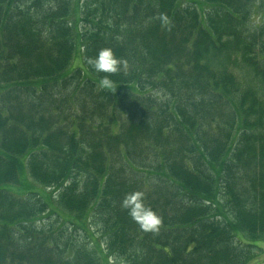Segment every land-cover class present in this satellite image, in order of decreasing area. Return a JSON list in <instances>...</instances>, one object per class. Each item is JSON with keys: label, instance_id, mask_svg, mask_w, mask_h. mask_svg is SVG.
I'll return each instance as SVG.
<instances>
[{"label": "trees", "instance_id": "trees-1", "mask_svg": "<svg viewBox=\"0 0 264 264\" xmlns=\"http://www.w3.org/2000/svg\"><path fill=\"white\" fill-rule=\"evenodd\" d=\"M103 47L128 62L113 92L85 62ZM263 244L264 0H0V264H249Z\"/></svg>", "mask_w": 264, "mask_h": 264}, {"label": "clouds", "instance_id": "clouds-1", "mask_svg": "<svg viewBox=\"0 0 264 264\" xmlns=\"http://www.w3.org/2000/svg\"><path fill=\"white\" fill-rule=\"evenodd\" d=\"M86 64L100 74L98 87L109 92L115 91L117 82L112 78L119 73L128 71V62L117 56L111 47H103L94 56L86 57ZM135 216L136 214L133 213ZM161 219L154 212L149 211L141 221V227L147 231H155L159 228Z\"/></svg>", "mask_w": 264, "mask_h": 264}, {"label": "rangeland", "instance_id": "rangeland-1", "mask_svg": "<svg viewBox=\"0 0 264 264\" xmlns=\"http://www.w3.org/2000/svg\"><path fill=\"white\" fill-rule=\"evenodd\" d=\"M75 1H77V0H75ZM192 1H198V0H192ZM178 2L180 3V2H182V0H178ZM194 3H196V2H194ZM196 4L198 5V7L201 10H207L208 9L205 4H203V5H201L199 3H196ZM76 45H77V49L80 48V44L78 42H76ZM81 58H82V51H81V49H78L75 52L73 63L69 66V68L65 72L66 75L70 74L74 69L82 66L81 65V61H80ZM220 58L221 59H219L217 61V64L220 65L223 68H229L230 70L232 69L234 74L239 78V80H241L242 83L245 84L252 77V76H250L249 73H247L249 71L243 67L241 62H239L237 60H234V56L222 54ZM233 67H238V68H233ZM241 67H243V68H241ZM20 178H21V181L23 182L22 173L20 175ZM25 180H26V177H25ZM29 185L32 186V187L35 186L32 182L31 183L29 182ZM35 188L37 190L36 193H39V195L44 196L42 194V190H43L42 188H40L39 186H35ZM11 193L13 195H15V196H18V197L23 195V193H20L16 189H13ZM45 193L49 194L48 190L45 191ZM53 197H54V195H53ZM53 219L56 220V217H53ZM78 233H79V231H77V233L75 234L74 238H76L78 240H82L83 237L80 234H78ZM262 247H263V251L260 252V253H257V256H255L254 260L249 262V264H264V244L262 245ZM107 264H117V263H115L114 261H109Z\"/></svg>", "mask_w": 264, "mask_h": 264}]
</instances>
